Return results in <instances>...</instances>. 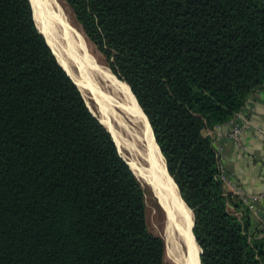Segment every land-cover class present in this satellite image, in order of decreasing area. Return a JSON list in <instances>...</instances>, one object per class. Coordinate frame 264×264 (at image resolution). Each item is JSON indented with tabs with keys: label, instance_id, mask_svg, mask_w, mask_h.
Listing matches in <instances>:
<instances>
[{
	"label": "trees",
	"instance_id": "trees-1",
	"mask_svg": "<svg viewBox=\"0 0 264 264\" xmlns=\"http://www.w3.org/2000/svg\"><path fill=\"white\" fill-rule=\"evenodd\" d=\"M65 1L150 122L201 264H264L209 135L264 87V0ZM0 264H167L143 186L30 0H0Z\"/></svg>",
	"mask_w": 264,
	"mask_h": 264
},
{
	"label": "bare ground",
	"instance_id": "bare-ground-1",
	"mask_svg": "<svg viewBox=\"0 0 264 264\" xmlns=\"http://www.w3.org/2000/svg\"><path fill=\"white\" fill-rule=\"evenodd\" d=\"M30 2L37 28L45 37L58 63L81 90L92 113L111 133L121 157L128 163L137 180L151 188L157 200L163 205L171 237L166 241L168 252L174 257L176 264H201V249L192 233L193 213L182 200L177 185L168 175L166 162L164 164V158L154 140L151 125L142 114V110L140 111L136 98L134 99L127 89L119 92L106 82L98 63L85 49L82 35L68 24L64 16L63 20L61 18L59 20L58 10L56 12L52 10L59 6L55 0ZM60 21L64 24L62 25ZM54 23L61 27L62 34L66 37L64 39L66 46L62 45L57 37ZM109 93L111 96L116 94V97L124 100L122 104L109 102L108 98H111ZM128 130L130 134L127 133ZM132 140L136 145L132 144ZM136 157L145 162L146 169L141 167ZM176 237L182 243L184 252L180 249Z\"/></svg>",
	"mask_w": 264,
	"mask_h": 264
},
{
	"label": "crops",
	"instance_id": "crops-1",
	"mask_svg": "<svg viewBox=\"0 0 264 264\" xmlns=\"http://www.w3.org/2000/svg\"><path fill=\"white\" fill-rule=\"evenodd\" d=\"M243 115L251 122V128L242 133L243 148L229 137L233 125L242 124L235 119L224 125L221 136L216 140L221 147V165L228 177L230 185L225 184V190L233 194V189H241L247 195L264 193V87L255 92L247 102ZM208 134V132H207ZM238 198V197H237ZM254 210H248L251 230L264 229V202L253 203Z\"/></svg>",
	"mask_w": 264,
	"mask_h": 264
},
{
	"label": "rangeland",
	"instance_id": "rangeland-1",
	"mask_svg": "<svg viewBox=\"0 0 264 264\" xmlns=\"http://www.w3.org/2000/svg\"><path fill=\"white\" fill-rule=\"evenodd\" d=\"M55 1L58 3L59 6H58V8L56 6L57 9L56 8L55 9L53 8L52 10H54V12H56V10H58L60 12V13H58L59 20H60V18L62 19V17L64 16L65 19L69 22L68 24H70L71 27L74 30H76V32H78V33H80L82 35L85 49L92 55V57L98 63L99 67L101 68L103 77L106 80V82L109 85L113 86V88H115L119 92H123L124 89H127L130 92L131 96L134 97V95L131 93L132 91H130L131 88L127 86L128 84H126L123 80H121L119 77H117L115 74L112 73V71L110 70V67L108 65V59L99 50V48L87 37V35L84 32L83 26L77 20L76 15L73 12L72 8L69 6V4L65 0H55ZM60 22H61L62 25L64 24L63 21H60ZM55 31H56L57 37L60 39L61 44L64 45V46H66V43H65L66 40H64V39H66V37L64 36V34H62L63 32H62L61 27H58L55 24ZM110 96L111 95L109 93V97ZM107 97H108V95H107ZM135 98L136 97H134V99ZM108 99H109V102H111L113 104L116 102L117 105L122 104V102L124 101V100L116 97V94L114 96H111V98H108ZM121 115L124 117L123 114H121ZM117 123H118V121H117ZM127 133L130 134L129 130H128ZM132 144L133 145H136V143L134 142V140H132ZM136 159L141 164V167L143 169H146L145 162L142 159L138 158V157H136ZM141 185L143 186V188L145 190V193H146L147 223H148V227H149L150 231L153 234L158 235V236H161L165 240V243H166V241H168L167 238H169V239L171 238L170 237V234H169V229H168L169 226H168V218H167L166 211H165L163 205L157 200L156 196L153 194V191L151 190V188H149L148 186H146V185H144L142 183H141ZM177 237H176V241L178 240L177 242H178V244L180 246V249L182 250V252H184V248L182 246V243L180 242V240ZM166 263L167 264H176V260L168 252V244H166Z\"/></svg>",
	"mask_w": 264,
	"mask_h": 264
},
{
	"label": "built area",
	"instance_id": "built-area-1",
	"mask_svg": "<svg viewBox=\"0 0 264 264\" xmlns=\"http://www.w3.org/2000/svg\"><path fill=\"white\" fill-rule=\"evenodd\" d=\"M243 110L235 118V119L242 120V124L239 125V124L234 123L233 129L229 133V137L231 139H233L237 143V145L241 148H243L242 141H241L242 133L244 131L248 130L249 128H251V126H252L251 122L243 115ZM257 131H258V134H260V135L264 134L263 131H261V130H257ZM209 135L213 138L215 151H216V153L219 156L220 161H221V156H220L221 147L216 140L217 137L221 136L220 128H217L215 131L209 132ZM220 165H221V162H220ZM220 170H221L220 178L224 182V185L225 184L230 185L228 177L226 176L222 165L220 166ZM232 196L238 197L242 201V203L246 207V209L251 210V211L254 210L253 203L264 202V193L256 194V195H247L241 189H233Z\"/></svg>",
	"mask_w": 264,
	"mask_h": 264
},
{
	"label": "water",
	"instance_id": "water-1",
	"mask_svg": "<svg viewBox=\"0 0 264 264\" xmlns=\"http://www.w3.org/2000/svg\"><path fill=\"white\" fill-rule=\"evenodd\" d=\"M48 44V43H47ZM54 54V53H53ZM62 67V66H61ZM63 68V67H62ZM64 69V68H63ZM64 71H65V69H64ZM66 72V71H65ZM67 73V72H66ZM79 72H77V74H78ZM68 74V73H67ZM69 76V75H68ZM70 77V76H69ZM71 78V77H70ZM72 80V79H71ZM73 81V80H72ZM74 82V81H73ZM75 84V83H74ZM76 85V84H75ZM77 86V85H76ZM79 89V88H78ZM79 91L81 92V90L79 89ZM82 94V93H81ZM83 96V95H82ZM84 98V97H83ZM84 101H85V98H84ZM85 103H86V101H85ZM86 105H87V103H86ZM87 107H88V109H89V106L87 105ZM142 109V108H141ZM90 110V109H89ZM90 112L92 113V111L90 110ZM93 114V113H92ZM93 116L95 117V118H97L94 114H93ZM98 119V118H97ZM99 120V119H98ZM99 122H100V120H99ZM101 123V122H100ZM150 123V122H149ZM102 124V123H101ZM103 125V124H102ZM104 126V125H103ZM105 127V126H104ZM106 128V127H105ZM152 128V127H151ZM109 132V131H108ZM110 133V132H109ZM111 134V133H110ZM153 135H154V132H153ZM113 138V137H112ZM115 142V141H114ZM118 149V148H117ZM161 151V150H160ZM118 152H119V150H118ZM119 154H120V152H119ZM121 155V154H120ZM123 158V157H122ZM166 162V161H165ZM128 164V163H127ZM166 166H167V164H166ZM140 182V181H139ZM193 227H194V223H193ZM196 240V239H195ZM201 255H202V251H201ZM201 255H200V257H201Z\"/></svg>",
	"mask_w": 264,
	"mask_h": 264
}]
</instances>
